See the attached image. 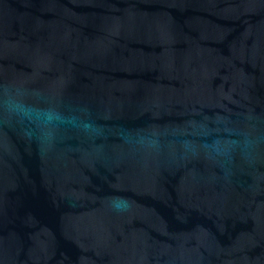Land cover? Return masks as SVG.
Returning <instances> with one entry per match:
<instances>
[{
  "label": "water",
  "instance_id": "95a60500",
  "mask_svg": "<svg viewBox=\"0 0 264 264\" xmlns=\"http://www.w3.org/2000/svg\"><path fill=\"white\" fill-rule=\"evenodd\" d=\"M0 264H264V0H0Z\"/></svg>",
  "mask_w": 264,
  "mask_h": 264
}]
</instances>
